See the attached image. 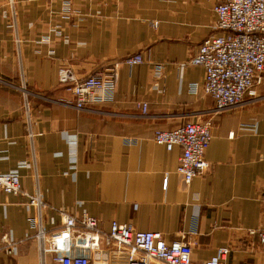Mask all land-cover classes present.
I'll list each match as a JSON object with an SVG mask.
<instances>
[{"label": "crops", "instance_id": "1", "mask_svg": "<svg viewBox=\"0 0 264 264\" xmlns=\"http://www.w3.org/2000/svg\"><path fill=\"white\" fill-rule=\"evenodd\" d=\"M221 1L0 0V172L39 195L47 232L61 228L58 210L93 217L104 233L115 221L188 243L196 264L220 248L223 264H264V79L262 100L213 113L203 70L187 63L221 35L213 27ZM134 54L143 64L119 65L113 102L72 107L60 69L83 79ZM188 122H210L212 139L206 174L186 184L176 173L181 149L168 152L153 136ZM35 214L24 196L0 192V264H41Z\"/></svg>", "mask_w": 264, "mask_h": 264}, {"label": "built area", "instance_id": "2", "mask_svg": "<svg viewBox=\"0 0 264 264\" xmlns=\"http://www.w3.org/2000/svg\"><path fill=\"white\" fill-rule=\"evenodd\" d=\"M10 7L13 12L12 3ZM213 13V27L221 35L204 39L197 54L187 63L203 70L201 91L212 98V112L220 113L262 100L257 87L264 79V0H222L214 6ZM120 64L133 67L143 64V59L140 54H134L113 64L104 73L83 79H77L70 69L62 68L58 71V83L71 92L75 110H91L113 102ZM154 71L160 74L162 67L155 65ZM21 90L27 114V92ZM189 90L196 93L198 86L192 84ZM137 109L142 116L148 113L145 103L137 104ZM211 139L210 122H188L173 131L158 130L153 136L154 143L168 152L174 147L181 149L176 173L186 184L206 174L205 153ZM0 192L24 196L36 209L35 216L29 217L28 222L35 231L32 238L39 244L41 264H46L45 256H49L52 264H196L191 260L188 243L167 244L160 234L137 232L130 224L115 221L111 222L109 232L104 233L96 219L85 214L70 215L57 210L61 228L49 233L41 225L43 201L38 194L22 191L20 178L15 174L0 172ZM257 236L264 252V218ZM103 253H107L108 258L102 259ZM227 253L226 248H220L216 258L201 264H223Z\"/></svg>", "mask_w": 264, "mask_h": 264}, {"label": "rangeland", "instance_id": "3", "mask_svg": "<svg viewBox=\"0 0 264 264\" xmlns=\"http://www.w3.org/2000/svg\"><path fill=\"white\" fill-rule=\"evenodd\" d=\"M22 91V90H21ZM101 257H102V255H101ZM106 258H108L107 256H106ZM102 259H105V258H102Z\"/></svg>", "mask_w": 264, "mask_h": 264}]
</instances>
